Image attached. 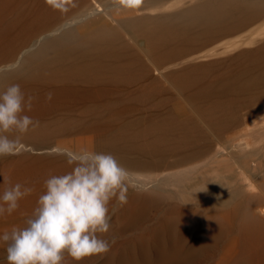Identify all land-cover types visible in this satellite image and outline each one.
<instances>
[{"label": "bare ground", "instance_id": "obj_1", "mask_svg": "<svg viewBox=\"0 0 264 264\" xmlns=\"http://www.w3.org/2000/svg\"><path fill=\"white\" fill-rule=\"evenodd\" d=\"M191 1L178 13L165 14L181 0H141L133 8H123L118 0H71L67 12L53 10L45 0H0V93L11 84H18L26 102L32 98L31 110L25 107L23 115L38 122L23 136L18 151L27 147L42 149L52 136L79 129L78 117L74 115L79 109L86 116L100 118L103 110L114 109L116 103L131 97L129 92H121L139 83L143 77L150 78L152 70L161 73L162 68L171 64L182 65L181 69L170 71L167 77L180 88H191L184 96L185 102L198 110V104L203 102L200 110L219 128H228L238 119L234 113V120H229L233 114L228 113V117L223 116L217 121L213 117L217 108L234 105L246 94L260 102L264 96V49L240 53L234 64L220 63V69L212 76L195 72L207 65L183 66L198 58H186L192 51H200L225 33L247 26L264 14V0ZM142 23L155 24L145 33L148 40L146 55L140 48L132 49L121 42L119 37L109 38L102 34L112 27L125 33L131 25ZM209 52L200 56H209ZM49 94L51 99H48ZM184 105H180L177 113L187 116L188 108ZM151 120L152 123L143 127L128 121L119 127L107 128L104 136L76 151L103 149L123 167L138 165L172 172L180 168L175 174L196 169L192 180L186 182L192 184L191 192L200 191L203 196L212 198L213 203L210 206L207 205L209 202L198 203L192 209L176 202H164V195L158 192H163L160 184H167L170 178L164 175L147 177L145 180L149 185L140 183L139 186L140 189L146 187V192L128 193L125 205L116 204L110 231L103 237L111 243L110 251L102 258L89 257L79 262L65 253L62 264H193L206 258L210 260L208 257L224 241L223 250L214 259L216 262L212 260L215 264H264V177L258 182L254 179L258 177L255 166L245 158L251 150L244 145L228 143H219L222 150L213 149L211 144L199 142L168 156V148L179 146L183 140L167 137L173 128L172 121ZM240 138L237 137L238 143ZM27 153H21V164L9 160V156L0 157V188L30 181V170L24 164ZM238 170L239 175L235 174ZM32 171L36 172V169ZM33 175L32 172L31 177ZM229 178H234L237 184L242 179L248 180L251 189L252 186L259 187L261 193L246 196L248 203L243 208L242 198L238 201L234 198L243 192L241 187L235 188L232 182L229 185L234 189L229 193L218 192L219 185ZM129 181L134 183L132 176ZM150 208L159 214L150 218L152 224H145L142 219ZM15 213L0 216V220L10 219ZM241 242L248 245V249L252 248L253 255L248 261L244 256L236 255Z\"/></svg>", "mask_w": 264, "mask_h": 264}, {"label": "rangeland", "instance_id": "obj_2", "mask_svg": "<svg viewBox=\"0 0 264 264\" xmlns=\"http://www.w3.org/2000/svg\"><path fill=\"white\" fill-rule=\"evenodd\" d=\"M191 2H192L191 0H181V3H178V5L171 12L169 13L167 12L165 14L178 13L185 7L189 6ZM142 24H137L134 26L131 25L130 27H128V31H126L125 33H123L124 31L120 29L112 27L111 29L103 32L102 34L103 36L109 37V38L119 37V39H121V42H124L126 45H128L132 49L140 48L142 52L145 54V50L148 46V40H147V36L145 35V33L146 31L153 29L155 27L154 26L155 24L153 23H147L143 25ZM250 40L251 42H249ZM220 46L222 47L220 48ZM258 48H260L261 50L264 49V14L260 15L255 21H253L251 24H248L247 26L245 25L241 28L230 31L227 34L225 33L220 39H218L217 41L213 43L206 45V47H203L200 51H192V53H190L189 56H187L186 58H193L197 56L198 58L196 59L193 58L192 61L188 62L187 64L185 63L183 67L185 66L192 67L198 64L207 65V66H202L201 68L197 69L195 72L196 74L202 73L205 76H212V74H214L216 71L220 69V63L234 64L235 58L237 57L238 54L243 53V52L255 51ZM206 52H209L212 55L210 54L211 56L209 55L205 57L200 56L201 54L206 53ZM147 57L148 56L145 57V60L148 63L149 60ZM171 65L172 67L174 66L173 64ZM171 65H168V66L166 65L167 66L166 68H162L160 70L161 73H159L156 70H152L150 73V78L152 80L150 78L143 77L141 78V80H139V83L132 84L131 86H129L128 89L121 92V94L124 92L126 93L129 92L131 97L129 99L128 98L124 99L125 102L116 103L117 105L114 109H110L108 111L103 110L102 116H100V118H96L93 116H86L85 112L79 109L78 111L74 112V115L78 117V120H79V123L77 125L79 129H72L70 130L71 132L69 133H65V134L58 135V136H52L51 138L48 139L47 144L42 149H32V148L27 149L28 148L27 147L22 152L21 150L18 151L19 153L20 152L26 153V151L29 153V154L27 153L26 159L27 160L30 159V160L29 161L25 160L24 164L27 165V167L30 170L31 174L28 179L30 181L24 184H21V185L25 188L30 187L31 189H33V191L31 192L30 195L24 197V201L22 200L23 203L20 201L22 205H20L21 207L19 206V208L16 210L15 216H13L10 219L1 218L0 236H2L5 231L10 232L13 227H23L25 225L26 218L31 216L33 210L37 206V199L45 191L44 181L46 179H48L52 175L63 174L62 171L63 170L65 171V169H66V172L71 170V166L68 165L67 163L66 155H63L62 153H65L66 151L77 152L76 151L77 149H79L80 147L82 148L86 147V145L90 141H93L94 139L104 136V133L106 132L107 128L112 129L115 127H119V125L121 126L128 121L130 123L134 121L133 123L139 124L140 127H143L144 124L146 123L149 124L150 121H151L150 123H152L151 119H153V121L155 119L156 120L158 119V121L155 120L156 122H164L166 120L172 121L174 123L173 128L169 131V133L167 134V137L170 139L179 138V139H182L183 142L180 143L179 146L169 147L168 148L169 151L167 153L168 156H170L173 153L186 150L187 146L188 148L193 147L191 146L192 144L195 143L196 145L199 142L209 143L212 145L213 149L214 148L216 149L217 147L220 148L219 143H223V144L228 143L233 146H237V145L243 146L244 145L243 147H246L247 150H251V152L248 153V155H246L245 158L246 160L248 159L249 162H252L251 164L255 166L256 174L259 177V178L255 177L254 178L255 181H257L258 179L259 180L262 179L264 177V118H261V117H264V96L260 98V102H259L258 101L259 99L254 101L253 97L250 94H246L245 96H242L239 99V101H237V103H234V105L232 104L225 108L221 106L222 107V108L220 107L221 109L217 108L215 112H213L214 113L213 117L214 119L217 118V121H219V119L223 116L228 117L227 116L228 113L233 114V117H230L231 119L229 118V120L233 121L234 120L233 118H235L234 117L235 114H236L235 116H237V119H238V120H235L233 123L229 124L230 126L228 128H224V127L219 128V126H217L215 123L212 124V122L208 121L206 119V116L204 115V112L200 110V108L203 105V102H201V104L200 103L198 104L199 110L195 108L194 106H192L190 103L185 102L184 96L188 95V93L191 91V88L190 87L189 88L186 87L185 89L183 87L180 88L178 85L173 83V80L169 76L167 77V74L170 71H176V70L181 69L180 67L182 64H179V66L176 65V67L174 66L173 68H168V67H171ZM150 80L152 81V84L150 83ZM181 91L182 92L185 91V92L182 93ZM262 99L263 101H261ZM182 104H185L184 107L186 106L185 107L186 109L188 108L187 116H184L182 112L177 113L180 105ZM114 112H116L117 115L116 114L113 115ZM254 121L255 123H253ZM236 130L238 133L236 132ZM240 134L241 135L243 134V136H241ZM85 135H89V136L87 137ZM189 135L190 136L194 135V137L193 136L190 137ZM237 137H242L240 138L241 140H239V143L236 141ZM246 137L248 138V141ZM245 141H247L248 145L251 147H249L246 144L247 142L245 143ZM59 144H62V145L60 146ZM220 149L222 150V148ZM93 151L107 153L103 149L94 148ZM21 153L18 155L9 156V160L13 159L14 163L21 164L22 162L19 159ZM249 154L251 157L249 156ZM28 155H30V157ZM50 167H52L51 170H50ZM53 167H54V170H53ZM128 167L129 166L125 168H127V170L129 171L130 178L132 176V179H134V183H132L131 181H129L128 183V189H129L128 193L135 192L137 194H142L143 192H146V190L148 189L146 187L145 188L142 187L144 189H140L139 188V186L141 187L140 183H142V186H145L144 185L145 183L149 185L148 184L149 182L145 180L147 177L155 176V175L156 176L164 175V177L170 178L167 184H160V187L164 190L163 192L161 191L162 193L158 192V194L164 195L162 196V198L164 199V202H167V201L176 202L178 203V205L188 206L192 209H193V206L198 203L209 202L207 204L208 206H210V204L213 203L212 198L207 197V195L203 196L200 193V191L195 190L196 191L195 193V191L193 190L191 192L190 189H193L191 187L192 184L187 183L188 181L186 182V180H189L193 175H195L196 169L193 170L192 172L189 170L187 171V173L183 172L180 174L179 173L175 174V172L179 171L180 168H175L173 170L175 172H172L169 169L154 170L152 168L151 169L144 168L138 165L130 166L132 169H128ZM35 169H36V172L39 173V175L35 171H32L34 175L33 177H31L32 176L31 170H35ZM37 169L38 170L41 169V170L37 171ZM138 169L140 170V172ZM47 170H48V173L46 172ZM45 172L47 173V175ZM235 174L239 175V170L238 172L236 171ZM230 178L228 179V181L223 180L224 184L219 185L220 187H218L219 188L218 192H224V193L228 192L229 193L232 189H234V187L229 185V184H232V182L235 184V188L241 187L240 190L241 192L243 191L244 193L242 192L243 194L241 193V195L239 193L240 196L238 195L234 198H236L235 199L236 201L242 198L241 203H242L243 208L246 207L248 203L246 200V196L261 193V190H259L260 189L259 187L254 186L256 188L255 189L252 186V189H251L250 181L248 180L242 179L241 182L237 184L234 178L232 180ZM135 179H138L137 185H136ZM35 180H38V182L37 181L35 182ZM2 189L3 188L1 187L0 188L1 193H3V190H5V189L3 190ZM184 190H189V192L184 191ZM26 204L28 205V208ZM31 207H33V209ZM21 208L23 210H21ZM114 208H117V206H116L115 201H112L109 205V210H110L109 214L111 215L112 219L116 211V209ZM197 208L198 206L196 207L195 210H197ZM150 209L147 212V215L145 216V218L142 219V222H144L145 224H152L153 219H150V218L155 214L156 215L159 214V212L156 211V209H152V208ZM148 215H150V217ZM8 220H10L11 222L9 221V224H6L8 223L7 222ZM224 245H225V241L223 244L218 245V248H216L215 253H213V255L210 256L212 259L208 257L210 260L206 258V260H202L199 263H193V264H208V263L215 264L214 261L216 262V260L214 259L218 257L217 255L219 254L220 251L223 250ZM245 245L246 244H242L241 242V245L237 248L236 255H238L239 257L244 256L243 258L248 261L250 257L253 255L252 248L249 247V249L251 250L250 251L248 249V245L246 246ZM248 254L250 256H248ZM7 263L8 261H7L6 245L3 241H0V264H7Z\"/></svg>", "mask_w": 264, "mask_h": 264}, {"label": "clouds", "instance_id": "obj_3", "mask_svg": "<svg viewBox=\"0 0 264 264\" xmlns=\"http://www.w3.org/2000/svg\"><path fill=\"white\" fill-rule=\"evenodd\" d=\"M45 2L53 10L67 12L71 0ZM118 3L133 8L141 0ZM31 100L26 102L18 84L0 93V157L18 155L23 136L37 126L38 122L23 115L25 107L31 110ZM62 154L71 170L46 179L45 191L25 225L0 236L8 264H62L65 253L79 262L102 258L111 249L109 240L103 238L111 228L109 205L112 201L121 207L127 203L129 171L110 153L81 150ZM32 191L20 183L5 188L0 194V216L14 213Z\"/></svg>", "mask_w": 264, "mask_h": 264}]
</instances>
